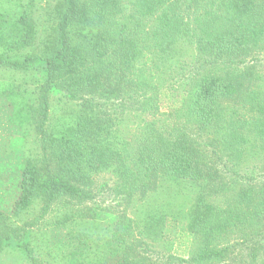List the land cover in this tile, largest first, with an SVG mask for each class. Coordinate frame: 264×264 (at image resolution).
<instances>
[{
    "label": "trees",
    "instance_id": "16d2710c",
    "mask_svg": "<svg viewBox=\"0 0 264 264\" xmlns=\"http://www.w3.org/2000/svg\"><path fill=\"white\" fill-rule=\"evenodd\" d=\"M42 5L54 13L36 17ZM263 53L264 0H0V264H156L141 246L165 238L167 215L146 203L159 182L187 189L180 264H222L231 238L262 235ZM248 166L260 176L241 177ZM104 173L134 216L104 224L85 205Z\"/></svg>",
    "mask_w": 264,
    "mask_h": 264
},
{
    "label": "rangeland",
    "instance_id": "374dc122",
    "mask_svg": "<svg viewBox=\"0 0 264 264\" xmlns=\"http://www.w3.org/2000/svg\"><path fill=\"white\" fill-rule=\"evenodd\" d=\"M46 6L47 5H42L44 9H39L36 13V17L39 18L40 15H52L54 13L52 9L45 8ZM41 19L44 20L43 18ZM46 23L48 26L51 23L52 26L55 25V14L49 17ZM50 38L51 35L49 33L47 39L46 35L42 39L43 41H45V39L48 41L52 39ZM35 49L40 52L36 47ZM259 59V62L264 64V53L260 55ZM185 78L186 79L182 80V83L187 80V77ZM247 85L248 81H246V86ZM245 90L246 87L241 88L240 93L237 95L238 97L234 100L235 103L239 102L240 96ZM56 96H58V94L54 95V99L57 98ZM177 98L176 95L168 93L167 97L162 100L160 109L161 118H165L168 111L177 106ZM59 100L61 101L62 99ZM92 100H94V103L101 106L102 111L112 115L126 111V107L119 100H105L101 98H92ZM126 106H131V102L126 103ZM191 134L194 141L204 153L206 160L212 164L214 163V165L222 171L226 180H230V178L234 176L230 171L231 167L222 153L216 151L214 146L211 145L210 138L198 132L191 131ZM28 142L33 155L41 152L33 136L28 139ZM260 172V169L248 166V168L246 167L241 171L240 175L243 178L245 175L252 174L260 176ZM181 188L182 189H179V187L175 185L159 182L157 189L150 192L146 198L148 206L151 205L157 211L161 209L168 218L164 241L156 244L143 242L141 246L143 249L148 250L147 252L142 249L143 252L153 258L152 260L156 262V264H180L182 263L181 260L187 259L190 256L191 238L187 229V189L185 187ZM137 204V200L134 202L129 201L124 196H118L116 194L114 190V178L109 173L100 174L95 177L91 187V198L85 203V205L97 212L98 217L104 224L112 223L119 215L126 212L131 217L134 216ZM244 238L233 237L228 241L227 246H229V253L222 264H259L258 261L264 258V233L259 237L253 238L252 241H249V238L245 242ZM254 250L259 252L258 260L253 259L252 253ZM5 260L11 261L9 258H5ZM13 264H17V262L13 261Z\"/></svg>",
    "mask_w": 264,
    "mask_h": 264
}]
</instances>
